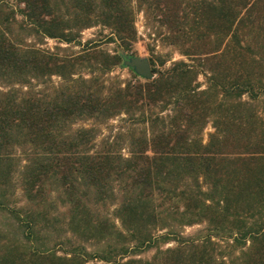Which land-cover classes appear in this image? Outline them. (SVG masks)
I'll return each mask as SVG.
<instances>
[{
    "label": "trees",
    "instance_id": "16d2710c",
    "mask_svg": "<svg viewBox=\"0 0 264 264\" xmlns=\"http://www.w3.org/2000/svg\"><path fill=\"white\" fill-rule=\"evenodd\" d=\"M132 1L0 0V218L13 217L0 230V264H264V109L251 101L264 98V0H138L165 11L185 55L216 63L205 88L179 60L151 81L107 89L95 72L74 77L82 59L96 71L84 57L97 58L93 41L81 57L29 42L75 43L100 25L127 50L137 39ZM53 75L62 81L50 86ZM122 112L150 126L140 142L131 134L130 156L113 143L91 152L93 128L72 129ZM14 183L27 208L12 206ZM173 214L206 227L185 235L166 221ZM56 222L65 244L41 242Z\"/></svg>",
    "mask_w": 264,
    "mask_h": 264
},
{
    "label": "rangeland",
    "instance_id": "374dc122",
    "mask_svg": "<svg viewBox=\"0 0 264 264\" xmlns=\"http://www.w3.org/2000/svg\"><path fill=\"white\" fill-rule=\"evenodd\" d=\"M182 2V6H188V2L192 4V0H180ZM132 5L135 10V26L137 31V39L132 43L129 49L125 50L121 45L120 41H107L105 38V34L110 32L109 28L104 26H93L83 30L79 40L75 43H67L66 41H62L58 38L47 37L40 41L39 37L30 36L29 42H39L44 48H48L52 53L60 56H64L67 54L75 53V55L81 57L80 55H85L83 53L84 48H86V42L88 40L93 41L91 45H98L95 46L96 49L92 52L96 51L97 58L90 56H84L90 58L92 64L97 68L96 71L91 70L90 68H85V65H89L83 59L81 60V64H83L84 69L74 75V77H78L79 75H83L87 78L92 77L93 73L95 72V76H102V80L104 84L107 86V89H116L119 87H128V85L136 84V82L145 83L147 81H151L154 78H158L161 73L169 69L173 65L175 61L185 60L186 62L194 65L196 67V71L199 73L197 76L194 75V85H199L201 88H205L208 84L209 77H211L210 69L211 67L215 66L216 63H207V65H200L199 61L196 60L194 57L187 56L183 53L185 47L182 43H176L174 38V34L176 33L173 29V26L170 20L164 18V12L161 10H151L150 13L149 9L145 7L139 6L138 0H133ZM148 8V7H147ZM17 9V7H15ZM167 11V10H166ZM9 11H7L8 13ZM156 12V14H154ZM162 12V15H161ZM17 17L20 19V15L17 13ZM158 18V19H155ZM159 20V21H158ZM14 31L19 34V37H23V33L19 30L17 24H14ZM190 44V43H189ZM188 46V44L186 45ZM106 53V54H105ZM118 54V59L115 56ZM131 56H139V57H147L151 64L154 71L153 78H145L140 76L135 72V70L129 66L124 65V60ZM87 59V58H86ZM108 68V69H107ZM110 68V69H109ZM222 75L220 80H223L224 70H222ZM196 79V80H195ZM62 81V78L59 75H53L51 80H49L50 86L53 84H59ZM34 82L36 80L34 79ZM42 85L37 84V89L41 88ZM244 99H249L247 95L244 96ZM254 104V108L256 110H263L264 109V98L251 100ZM148 108L159 111L160 107H154V105L148 106ZM263 108V109H262ZM134 116L139 118L140 113L138 111H134ZM220 114V113H219ZM132 118L129 114L124 112L112 116L108 119H81L75 122L72 126L73 130L77 128L86 127V128H93L92 132L94 133L93 143L91 144L93 147L91 152L100 150L101 147L108 143L109 145L113 143V145L119 149L122 154L125 156L131 155V143L134 142V138L131 134L135 135V140L140 142L143 138V134L148 129V135L150 134L149 124L146 123H138ZM215 127L213 125L212 120L209 121L204 130L202 132V137L204 143H207L210 138L211 134L214 133ZM151 154V153H150ZM15 185L9 186L10 189L7 188L8 192H13L16 189L15 194L13 195L12 199V206L17 207H28L26 198L22 191V187L17 183ZM115 206H110L109 211L113 212ZM11 216H3L0 218V230L3 228L7 229L13 223ZM177 218V219H176ZM61 219V216L59 217ZM174 219H176L174 221ZM182 217L180 214H173L171 215L166 221L170 225L174 223L176 225L175 230L181 231L185 235H193L198 231L204 229L206 227V223H195L193 225H186L183 226L180 224ZM59 222H56V225L52 226L49 224L48 226L43 225V233L41 235V242L53 245L55 242H61L65 244L66 240L62 237L63 233V226ZM168 225V226H169ZM169 227L163 229L161 232L168 231ZM6 234L7 232H3ZM1 233V235L3 234ZM14 234L12 233L10 237L14 238ZM176 243L173 240H170L168 243L164 245V248L169 246H175ZM57 249H61L62 246L65 249L66 245H59ZM89 250H96L97 246L95 242L88 243ZM61 252V251H59ZM156 252L155 248H151L140 255H136V257H143L145 259L151 258ZM97 261H91L90 264H93ZM99 264H104V262H97Z\"/></svg>",
    "mask_w": 264,
    "mask_h": 264
},
{
    "label": "water",
    "instance_id": "95a60500",
    "mask_svg": "<svg viewBox=\"0 0 264 264\" xmlns=\"http://www.w3.org/2000/svg\"><path fill=\"white\" fill-rule=\"evenodd\" d=\"M124 65L133 68L140 76L148 79L154 77L152 64L147 57L131 56L124 60Z\"/></svg>",
    "mask_w": 264,
    "mask_h": 264
}]
</instances>
